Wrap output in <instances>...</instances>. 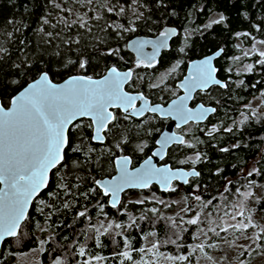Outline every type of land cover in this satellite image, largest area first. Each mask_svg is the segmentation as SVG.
<instances>
[{
    "label": "snow or ice",
    "instance_id": "6c2138e0",
    "mask_svg": "<svg viewBox=\"0 0 264 264\" xmlns=\"http://www.w3.org/2000/svg\"><path fill=\"white\" fill-rule=\"evenodd\" d=\"M152 2L157 8H168L166 0ZM238 3L246 7L243 0H238ZM146 12L150 14L145 15ZM151 12L147 0L143 3L141 0H46L43 14L38 18V27L32 29L38 38L36 48L29 52L30 44L20 39V47L16 48L18 55L13 52L16 46L14 34H22V29H27L29 25L9 19L7 23L12 26L11 30L0 31V244L6 238L19 240L22 234L27 235L26 229L33 224L40 232L48 233L55 228L72 229L83 218L87 223L79 232L73 233L71 241L63 236L61 242L57 243V233L52 231L45 239L39 240V248L33 251L47 252L50 264H112V261L116 264H201V260L207 264H223L209 250L224 248L239 249V264H247L243 258L246 253L264 257V224L256 221L257 214L264 219V195L257 192L264 193V183L256 179L264 178L261 168L242 170L243 183L240 177L236 181L225 177L223 191L205 199L200 189L203 187L206 193L207 185L193 183L195 178L201 176L195 165L207 160V156L198 150V145L204 141L195 136L186 139L190 128L179 134L163 135L161 140L156 141L159 147L152 156L134 169L129 167L132 158L128 155L116 156L111 148L98 150L89 146L85 150L81 147L89 139L104 144L111 136L115 141L114 147L123 152L121 145L129 143L126 135L128 130L121 129L120 118L110 109H121L124 120L144 117L146 113H158L178 121L176 127L180 129L190 122L200 125L217 112V107L205 106L203 103L195 108L188 106L197 89L206 92L214 85L221 89H229L231 83H235L236 87L245 85L243 79L233 81L231 75L225 80L217 78L219 69L212 61L224 52L220 48L211 56L192 62V70L176 89H183L184 95L173 99L167 108L153 106L143 92L131 94L125 91L124 86L133 80L136 68L153 69L160 62L158 53L168 47L167 41L171 36L178 34L174 28L160 31L156 39L125 44L124 47L136 53L134 68L121 72L113 65L100 78L88 74L96 56L123 59L120 47L112 45L122 40L125 34L135 32L137 22L142 28L150 22L155 24ZM175 14L174 10L169 12V15ZM241 15L247 16L248 13L242 12ZM121 17L125 22H119ZM226 19L221 14L219 19L210 21L204 27L211 28ZM253 28L264 33V17ZM235 35L249 37L253 43L250 49L243 50V56H233L231 61L235 63L244 57L256 56L255 62L245 65L243 71L253 73L257 66L264 69V50L256 46H264V39L257 40L251 32H237ZM148 46L152 48L151 53L145 52ZM184 51L183 47L179 49L181 53ZM181 63L183 61H176L156 78V82L148 86L159 89L163 85L162 90L176 95V90L169 88L166 81ZM225 71L232 73L234 69L229 67ZM30 73L34 77L29 82L27 77ZM236 74L239 75L240 70ZM65 75L63 82L54 81L55 76ZM22 77L24 83H21ZM136 79L142 80L143 77L137 75ZM10 88L14 94H9ZM260 95L264 97V91ZM137 101L142 102L139 107ZM219 103L217 100L216 104ZM238 111L241 119L232 120L231 126L225 127L221 121L207 131L203 128L200 131L211 138L221 129L225 133H233L234 129L240 130L252 122L264 123V107L253 108L251 103H247ZM82 118L90 122L85 124ZM148 123L149 119H145L140 127L144 128ZM83 129L92 130L90 137L85 135ZM144 133L150 135L151 129L144 128ZM173 144L193 150L192 155L178 162L181 165L190 164V170L173 169L168 164L157 167L153 163V156L163 160L167 148ZM147 146V142L141 140L135 148L143 152ZM240 147L241 144L237 142L231 148L220 147L219 151L228 153ZM96 153L99 154L93 158ZM105 154L109 158L115 157L113 162L117 175L103 180L91 175H80L85 171L90 174L93 166L99 171ZM222 171L217 168L212 175L220 176ZM82 180H91L92 186L86 191L79 190ZM175 181L191 188L178 200L168 202L152 193L122 202L121 194L127 189H150L154 183L165 193L182 192L181 184ZM50 185L52 190L46 194L52 202L37 199ZM68 197L73 199L69 200ZM90 197L96 199L93 205L97 209L95 218L89 215L88 205L82 204V210L76 212L72 224L65 225L59 219L49 223L52 216L59 217L81 198L90 203ZM105 197L108 198L107 205L116 209L119 215L126 216V221L118 222L109 218L104 211L107 205L101 203ZM34 200L39 205L36 210L45 216L47 227L29 216L28 209ZM128 204L154 206H145L139 215H133L128 211ZM155 205L167 209L176 206L179 211L174 215H165ZM45 208L50 210L47 214ZM141 222L146 223L147 231L141 229ZM157 225L161 227L158 229ZM130 230L139 234V247L133 245ZM104 237L110 239L113 245L108 255L100 254L107 247L102 239ZM190 240L196 242L190 243ZM241 240L244 242L238 243ZM50 241L53 246L46 248L45 245ZM86 241H92L100 251H91ZM169 246L173 247V251H161Z\"/></svg>",
    "mask_w": 264,
    "mask_h": 264
},
{
    "label": "trees",
    "instance_id": "16d2710c",
    "mask_svg": "<svg viewBox=\"0 0 264 264\" xmlns=\"http://www.w3.org/2000/svg\"><path fill=\"white\" fill-rule=\"evenodd\" d=\"M141 2L143 3L145 2V0H141ZM147 2L148 7L152 9V20L156 21V23L152 24L150 22L147 27L142 28L140 27V22H137V30L135 32L125 34L122 40H119L118 43L112 45L114 47H120V56L123 57V59H120L116 56L103 58L96 56L92 62L93 66L89 69L88 74H91L94 77L102 76L107 71V69L113 65L117 66L120 69L135 67L134 54L127 47H124V45L127 44L129 39H131L135 35H157L167 25L177 26L179 28V33L172 39L170 48L166 50L164 56L161 59L160 66H156L151 71H149L150 69L143 67L136 68L137 71L135 72L134 78L139 75L143 77V79L137 80L136 83L134 82V85L143 86V90L153 91V88H150L148 85L152 83L156 74L158 75V68L163 65H167L170 61L180 58V60L183 61V63H181L180 70L183 72L187 67L188 61L202 57L220 48L224 49L222 55L217 59L219 76L225 80L229 75H231L232 80L237 82L243 79L245 81V85L236 87L235 83H231L229 89H221L218 86H213L206 92L199 91L196 94L193 102L196 103L197 101H202L205 104L213 105L217 107V112L215 114H212L205 122H202L200 125L191 123L187 127L182 128V132L188 128L191 129V132H189L185 137L186 139H192L195 136L204 141L203 144L198 145V150L207 156V160L201 164L195 165L196 169L201 172V176L199 178H195L193 183L207 185L208 191L205 193L202 187L200 189V193H204V198L208 199L211 195H216L218 191H223L225 177L233 181H236L237 178L240 177L241 183H243L244 181L242 178V170L246 166H249L252 162L256 161L257 167L261 168V171H264V123L256 124L255 122H252L250 124L242 126L240 130L234 129L233 133H225L223 132V129H221L219 133L214 134V136L211 138L207 137L204 132L200 131L201 128L207 131L213 124H218L221 121L223 122L225 127L231 126L232 120L238 121L240 119L238 110L242 109V106L244 104H247L250 99H252V97L259 95L262 91H264V69H260V67L257 66L256 70L253 73L240 71V74L237 75L235 63H233L230 59L231 55L237 52L236 39L238 37L235 35V33L251 32L256 38L264 39V33L258 32L253 28V25L259 23L260 19L264 17V0H243L246 7H241L238 3V0H166L168 8H157L152 0H147ZM45 4L46 0H0V31L11 30L12 26L8 25L7 23L9 19L29 25L27 29H22V34H14V39L16 40V46L15 48H13L14 55H18V53L16 52V48L20 47V39L25 40L26 44H30V47L28 48L29 52H32L36 48L38 38L36 37L32 29L38 27V18L43 14ZM173 10L176 14L169 15V12ZM242 12H247L248 15H241ZM217 13H219L220 15H225L227 17L226 21L222 22L221 24H214L211 28L206 29L204 25L210 23V21H212V15ZM149 14L150 13L148 12L145 13V15ZM119 22H125L124 18L121 17ZM149 28H151V31H149ZM240 37L247 43L251 41L249 37ZM6 46L8 45L6 44ZM181 47L185 49L183 53L179 52V49ZM256 59L257 57L253 56L252 63H254ZM229 67H232L234 69L232 73H227L225 71V69ZM181 76L182 73L178 71V77ZM33 77L34 74L30 73L27 77V80L31 81ZM64 78H66V75L55 76L54 80L59 81ZM21 83H24L23 77L21 78ZM253 84L256 85L255 88L252 87ZM167 85L173 90L177 89L175 82L171 85ZM163 88L164 86L162 85L161 88L157 89L159 91H157L155 95L158 99L165 98L164 91L162 90ZM8 92L10 95L14 94L11 88L8 89ZM217 100L220 102L219 105L216 104ZM229 117H231V119ZM82 119L85 124L90 122L87 118ZM164 123L165 121L162 119H160V121L153 119L149 121L148 125H154L157 129L156 135H159L158 133L160 127H163ZM144 128L138 130L132 124H129L128 127H124V129H127L128 131L134 132H131V137L128 138L129 143L127 145L122 144L121 147L123 148V146H125L126 149L128 148L134 151L133 153H135V155H140L141 152H139L138 150L136 151L134 146L139 144L141 140H139L138 137L134 136L141 135L142 131H144ZM83 131L85 135H88L89 137L92 134L91 129H83ZM146 141L149 146L146 148V150L144 149L143 156L148 155L152 145L155 143V139H147ZM237 142L241 144L240 148L234 149L228 153L219 151L220 147L231 148V145ZM114 143L115 141L112 138L107 139L104 144H98L97 142L91 141L89 139L84 141V143L81 144V147L85 150H87V147L89 146L98 150L111 148L112 152L117 155L121 151L117 150L114 147ZM97 154L99 153L93 154V158H95V155ZM192 154V149H184L177 145H173L169 149L168 157L171 161L173 160L172 165H178V162L180 160L185 159L186 156ZM114 158L115 157L109 158L107 154H105L101 160L102 167L99 171H97L93 166L92 172L90 174L85 171L80 173V175H91L96 179L104 176H112L115 171V164L113 162ZM217 168L223 170L220 176L212 175V173L216 172ZM60 174L64 175L63 172H61ZM256 179L261 183L264 181V178L261 177H256ZM90 186H92L91 180H82L81 188L79 190L86 191ZM237 186L240 185L238 184ZM182 189V194H186L191 190L190 186L188 185H183ZM50 190H52L51 185L49 189L42 191L40 197H38L37 199L43 198L48 203H51V199L46 194L47 191ZM155 190L163 195L171 194L161 192L157 186H155ZM67 199L72 200L73 198L68 197ZM89 200L90 203L89 201H84L83 198H81L70 210H64L63 213L59 215V217H57L56 215L52 216L49 223H52L53 221L59 219L63 221L65 225L72 224L75 219L76 212L82 210V204L88 205V207L90 208L89 215L95 218L97 209L93 207V205H95L96 199L90 197ZM101 203H105L107 205V197L103 198ZM145 206L151 207L154 205L146 204L144 206H133L131 204H128V211L133 215H139V212ZM155 206L159 207V205ZM38 207L39 205L37 204V201L34 200L29 211V216L33 217L35 221H39L42 226L47 227V225H45V216L41 215L36 210ZM49 211V209L45 208V214H47ZM104 211L108 213L109 217H111L112 219H116L118 222L126 221L127 219L126 216L119 215L116 209H112L110 205H107ZM164 214L174 215L169 212H164ZM86 223L87 222L84 221L83 218H81L80 221H77L75 223L72 229L55 228L50 229L48 233L40 232L35 228L33 224L29 226L28 229H26L27 235L22 234L19 240L15 238H7L5 240L0 249V263L14 264L18 252L29 250L32 247L38 245L40 238L45 239V236L50 235L52 231H55L57 233V243L61 242V237L63 236H67L69 238V241H71L73 239V233L79 232ZM160 227L161 225H157L158 229ZM141 229L143 231L148 230V226L145 222H141ZM130 232V239H133V245L139 247L140 245L137 243V241L140 240L139 234L135 230H130ZM102 239L107 247H105L100 254L108 255L113 250V245L111 243V240L107 237H104ZM189 242L195 243L196 241L190 240ZM86 243L89 245V249L91 251H100L99 249L94 247L92 241H86ZM52 246L53 242L50 241L49 244H47L45 247L50 248ZM161 251L170 252L173 251V247L169 246L166 248H162ZM209 251L211 255H213V253L215 252H224L222 251V249H211ZM55 254L56 253H53L52 255ZM255 256H257L256 253H251L247 258L245 254V257L243 258L246 259L247 262H250L248 258ZM42 258L45 264L50 262V257L47 252H43ZM136 258L138 259L139 257L137 256ZM230 262L231 264H237L239 262V259H231ZM112 264H116V262L112 261ZM205 264H207V262Z\"/></svg>",
    "mask_w": 264,
    "mask_h": 264
},
{
    "label": "flooded vegetation",
    "instance_id": "af4514ba",
    "mask_svg": "<svg viewBox=\"0 0 264 264\" xmlns=\"http://www.w3.org/2000/svg\"><path fill=\"white\" fill-rule=\"evenodd\" d=\"M159 34V33H158ZM152 36H154V35H152ZM171 42H172V40H171ZM170 48V47H169ZM168 48V49H169ZM168 49H166V50H168ZM166 50H163L162 51V53H161V55L159 56V58H158V60L161 62V59H162V57L164 56V54H165V52H166ZM134 54V53H133ZM134 57H135V61H136V55L134 54ZM218 59V58H217ZM217 59H216V61H215V63H216V65H217V67H218V63H217ZM176 61H181L180 60V58H177V59H175V60H173V61H170L167 65H163V66H161L160 68H158V70H159V73H158V75L156 74V76L157 77H159V75L161 74V73H164V72H166L168 69H170L175 63H176ZM160 62L156 65L157 67H159L160 66ZM189 62V61H188ZM187 67H188V63H187ZM187 67H186V69L182 72L181 70H180V68H181V64H180V66H179V68L176 70V72L175 73H173L172 74V76H169L168 78H167V81H166V83L167 84H169V85H171V84H173L174 82H175V85H176V87H177V82H178V80L179 79H181L183 76H184V74L186 73V71H187ZM129 68H134V67H129ZM219 68V67H218ZM127 69V68H126ZM142 70H144V69H142ZM152 69H150L149 71H151ZM137 70L135 69V72H136ZM178 71H180L181 73H182V76L181 77H178ZM135 72H134V75H135ZM134 75H133V80L129 83V84H127L126 85V88H127V90H129V91H131V92H143L144 93V95L146 96V97H148L150 100H151V103H163V104H166L170 99H172L173 97H175V96H177L179 93H181V90L179 89V90H177L176 91V95H174V96H172V94H171V92L170 91H167V90H163L164 91V97L165 98H163V99H158L157 97H156V92L157 91H159V90H157V89H153V91H149V90H143L142 88H144L143 86H141V85H134V82L136 83V81H137V79L136 78H134ZM155 76V78L153 79V81H152V83H154V82H156V77ZM218 77L220 78V79H222L220 76H219V71H218ZM222 80H224V79H222ZM215 86V85H214ZM211 87H213V86H211ZM210 87V88H211ZM171 88V87H170ZM209 88V89H210ZM172 89V88H171ZM208 89V90H209ZM200 91V90H199ZM199 91H197L196 93H195V96H194V98L196 97V94L199 92ZM194 98H193V100H192V102H191V105H195L196 103H198V102H202V101H197L196 103L195 102H193L194 101ZM165 101V102H164ZM262 103H264V100H263V97H262ZM141 103V101H138L137 102V106L139 105ZM115 113H116V115L120 118L119 119V124H120V127H121V129H124V127H128L129 126V124H132V125H134V127H136V129H138V130H141V127H140V125L142 124V122H143V120H145V119H149V121L150 120H153V119H155V120H158V121H160V119H162V120H164L165 121V123H164V126L163 127H160V130H159V135H156V132H157V129L155 128V126L154 125H145L144 127H147V128H150L151 129V134L150 135H146L145 133H144V131H142V133H141V135H139V136H134V137H138L139 138V140H143V141H146L147 139H155V143L152 145V147H151V149H150V152L148 153V155H150V154H152V152H153V150H154V148H156L158 145H157V143H156V141H157V139L159 138V136H160V134H161V132L163 131V129H164V127H165V125L170 121V118H164V117H161V116H159L158 114H154V113H146L145 114V116L144 117H139V118H137V117H132L130 120H124L123 119V112H122V110L121 109H112ZM210 117V116H209ZM206 121V120H205ZM204 121V122H205ZM115 123V122H114ZM192 122H190L189 124H191ZM188 124V125H189ZM188 125H184V126H182V128H184V127H187ZM109 127H111V125H109ZM182 128H180V129H178L177 127H176V131L178 132V133H181L182 132ZM131 132H134V131H128L127 133H126V135L128 136V138H130L131 137ZM137 132H140V131H137ZM145 134V135H144ZM156 135V136H155ZM155 136V137H154ZM112 137L111 136H109L108 137V139H111ZM141 142V141H140ZM147 142V141H146ZM151 144V143H150ZM148 146H149V144H147ZM174 145V144H173ZM173 145H171L169 148H168V151H167V155L165 156V158L163 159V160H161L160 162H159V164H166V163H170V165L172 166V167H185V168H188V169H190L191 168V166L188 164V165H181V164H179L178 163V165H172L173 163V160L171 161L170 159H169V157H168V155H169V149L173 146ZM147 146V147H148ZM146 147V148H147ZM134 148H135V146H134ZM146 148H145V150H146ZM123 152H119L116 156H119V155H128V156H130L131 158H132V163H131V167H135V166H137L141 161H143L148 155H146V156H143V153L144 152H141V154L140 155H135V153H133L134 151H132L131 149H126V147L125 146H123ZM136 149V148H135ZM137 151V150H136ZM115 159V158H114ZM116 172V168H115V171H114V173ZM113 173V174H114ZM174 183H176V184H181L179 181H175ZM155 186H157L156 184H154V185H152V187L150 188V189H144V190H138V189H129V190H127L124 194H123V201L122 202H124V201H126V195H132V194H135V193H137V192H145V191H151V190H154V191H156L155 190ZM158 187V186H157ZM181 187H183V185L181 184ZM158 189L160 190V188L158 187ZM161 191V190H160ZM179 191V190H178ZM161 192H163V191H161ZM163 193H165V192H163ZM166 194H168V193H166ZM107 200H108V198H107Z\"/></svg>",
    "mask_w": 264,
    "mask_h": 264
},
{
    "label": "rangeland",
    "instance_id": "374dc122",
    "mask_svg": "<svg viewBox=\"0 0 264 264\" xmlns=\"http://www.w3.org/2000/svg\"><path fill=\"white\" fill-rule=\"evenodd\" d=\"M220 14H214L211 17V20H214L216 18H219ZM257 40H259V38H257ZM252 41L250 42H245L241 37H238L236 39V47L237 45H239L240 47H237V52L234 53L233 55H231V57L233 56H243V50H247L250 49L252 47ZM258 48H260L261 50H264V46L262 45H256ZM230 57V59H231ZM252 57L253 56H249V57H244L242 60L235 62V67L237 70L243 71V68L245 65L252 63ZM251 58V59H250ZM262 96L256 95L254 97H252V99H250V101L248 103H251L253 108H257V107H264V103H262ZM241 119V117H240ZM251 167H257L256 165V161L252 162L249 166H246L243 170H248ZM264 183V181L262 182ZM243 190V189H242ZM258 194H262L264 195V193H260L259 190H257ZM152 193H155L157 197L164 199L165 201L170 202L171 200H178L180 198L181 195H184L181 193V191H178L175 194H169V195H163L158 193L157 191L151 190V191H147V192H137L135 194L132 195H126V201L128 200H135V199H139L142 198L144 196H150ZM183 205H180V207H182ZM254 206V205H253ZM159 207L161 208V210L163 212H169L171 214H175L176 211H179V207L174 206L172 209H167L164 208L163 206L159 205ZM102 218V217H101ZM111 218V217H109ZM256 221L258 223H263L264 224V219H261V215L257 214L256 216ZM251 231V230H250ZM43 239V238H40ZM244 241H238V243H243ZM46 246V245H45ZM39 248V244L32 247L29 250H25V251H21L17 253L16 259L14 264H45L42 258V252H38V251H33V249H37ZM226 249V250H225ZM225 250V251H224ZM222 251L224 252H215L213 253V256L216 260L218 261H223V264H231V259H240L239 258V249H232L229 250L227 248L222 249ZM249 256L248 253H246V258ZM225 257H227V259H224ZM250 260V262H247V264H264V257L257 255L255 257H249L248 258ZM206 261L201 260V264H205ZM1 264V263H0ZM46 264H50L46 263ZM239 264V262L237 263Z\"/></svg>",
    "mask_w": 264,
    "mask_h": 264
},
{
    "label": "water",
    "instance_id": "95a60500",
    "mask_svg": "<svg viewBox=\"0 0 264 264\" xmlns=\"http://www.w3.org/2000/svg\"><path fill=\"white\" fill-rule=\"evenodd\" d=\"M166 28H174V29H176V31H177V33H179V28L177 27V26H175V25H167V26H165L164 28H163V30L164 29H166ZM178 35V34H177ZM159 36V34H157V35H154V36H149V35H135V36H133L131 39H129V41H128V43H130V42H132V41H136V40H142V39H156L157 37ZM176 35H174V36H171L169 39H168V41H167V44H168V47L167 48H164V49H161L160 50V52L158 53V58H159V56L161 55V53H162V51L163 50H166V49H168L169 47H170V45H171V40L175 37ZM127 43V44H128ZM132 53H134L135 55H136V53L131 49V48H128ZM219 50V49H218ZM217 51V50H216ZM216 51H213V52H211V53H209V54H206V55H204V56H202V57H199V58H195V59H192V60H190L189 62H188V67H187V71H186V73L184 74V76L181 78V79H179L178 80V82H177V85L181 82V81H183V79H184V77L185 76H187L188 74H189V72L192 70V62L193 61H199V60H202V59H204L205 57H207V56H211L213 53H215ZM145 52H148V53H151L152 52V48H151V46H148V47H146L145 48ZM218 58V57H217ZM216 58V59H217ZM216 59H214L213 61H212V63H213V65L215 66V67H217V65H216V63H215V61H216ZM117 67V66H116ZM118 68V67H117ZM218 68V67H217ZM121 72H123V71H127L129 68H127V69H120V68H118ZM219 69V68H218ZM107 72V71H106ZM106 72L103 74V75H105L106 74ZM102 75V76H103ZM217 78L218 79H220L219 77H218V72H217ZM94 77V76H93ZM101 76H99V77H94V78H100ZM65 79V78H64ZM64 79H62V80H59V81H55V82H63V80ZM222 80V79H221ZM30 82V81H29ZM127 85V84H126ZM126 85L124 86V90L125 91H127V92H129V93H131V94H135L136 92H131V91H129V90H127V88H126ZM26 86V85H25ZM181 90V93H179L177 96H175V97H173L172 99H170L166 104H163V103H151V100L147 97V99L150 101V103L154 106V105H161L162 107H164V108H167L168 107V105L171 103V101L173 100V99H176L178 96H182V95H184V91H183V89H180ZM197 91H199V89H197L195 92H193V98H194V96H195V93L197 92ZM193 100V99H192ZM192 100H190L189 102H188V106L189 107H193V108H195L198 104H200V103H203V102H198V103H196L195 105H191V102H192ZM138 102V101H137ZM142 103V102H141ZM141 103L138 105V107L141 105ZM203 104H205V103H203ZM205 106H212V107H215V106H213V105H210V104H205ZM110 111H113L112 109H110ZM156 114H158V113H156ZM159 116H161L160 114H158ZM211 116V115H210ZM161 117H163V116H161ZM164 118H170V121L165 125V127H164V129H163V131L161 132V134H160V136H159V138L157 139V140H161L162 138H163V135H165V134H168V135H171V134H173V133H177V134H179L177 131H176V124L178 123V121H176V120H174L172 117H164ZM209 118V117H208ZM204 122V121H203ZM158 145V144H157ZM171 146V145H170ZM169 146V147H170ZM157 147H159V145L157 146ZM156 147V148H157ZM168 147V148H169ZM156 148H154V150H153V152L155 151V149ZM168 148H167V151H168ZM152 152V153H153ZM149 156H152V154H150V155H148L144 160H146ZM166 156V155H165ZM152 159H153V163L157 166V167H162V166H164L165 164H159V162L161 161L158 157H155V156H153L152 157ZM144 160L143 161H141L137 166H135V167H131V165L129 166L130 167V169H134V168H139L142 164H143V162H144ZM166 164H168V165H170V163H166ZM171 166V165H170ZM172 167V166H171ZM173 169H176V168H183V169H185V170H190V169H188V168H185V167H172ZM115 175H117V170H116V172L112 175V176H115ZM112 176H104V177H99L98 179H111L112 178ZM180 182V181H179ZM181 183V182H180ZM155 184V183H154ZM153 184V185H154ZM159 188H160V186L158 185V184H156ZM127 190H129V189H127ZM126 190V191H127ZM161 190V189H160ZM162 191V190H161ZM41 194V193H40ZM123 194L124 193H122L121 194V199L123 200ZM34 202V201H33ZM33 202H32V204H33ZM32 204L30 205V207H29V209H28V213H29V211H30V209H31V207H32ZM7 239V238H6ZM1 247H2V244H0V249H1Z\"/></svg>",
    "mask_w": 264,
    "mask_h": 264
}]
</instances>
